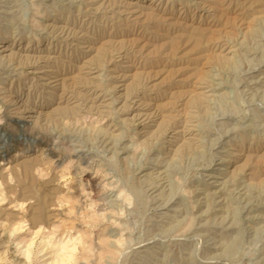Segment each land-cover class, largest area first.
<instances>
[{
    "label": "rangeland",
    "instance_id": "obj_1",
    "mask_svg": "<svg viewBox=\"0 0 264 264\" xmlns=\"http://www.w3.org/2000/svg\"><path fill=\"white\" fill-rule=\"evenodd\" d=\"M0 264H264V0H0Z\"/></svg>",
    "mask_w": 264,
    "mask_h": 264
}]
</instances>
